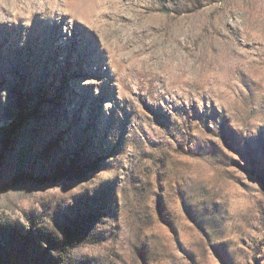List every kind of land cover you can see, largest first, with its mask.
I'll use <instances>...</instances> for the list:
<instances>
[{"label":"rangeland","instance_id":"374dc122","mask_svg":"<svg viewBox=\"0 0 264 264\" xmlns=\"http://www.w3.org/2000/svg\"><path fill=\"white\" fill-rule=\"evenodd\" d=\"M0 264H264V0H0Z\"/></svg>","mask_w":264,"mask_h":264},{"label":"trees","instance_id":"16d2710c","mask_svg":"<svg viewBox=\"0 0 264 264\" xmlns=\"http://www.w3.org/2000/svg\"><path fill=\"white\" fill-rule=\"evenodd\" d=\"M24 123V120L22 119V116L20 115L19 117V124L18 125H15L13 128H12V133H14V131L18 130L20 127H22V124ZM72 238L71 237H68L67 241H66V245L68 247V245L70 244Z\"/></svg>","mask_w":264,"mask_h":264}]
</instances>
